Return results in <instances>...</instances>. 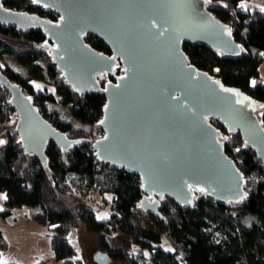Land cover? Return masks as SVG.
Instances as JSON below:
<instances>
[{"label":"water","instance_id":"1","mask_svg":"<svg viewBox=\"0 0 264 264\" xmlns=\"http://www.w3.org/2000/svg\"><path fill=\"white\" fill-rule=\"evenodd\" d=\"M2 1L1 26L22 32L40 29L47 39L43 48L71 91L105 98L98 122L103 135L91 141V147L99 164L139 176L138 210L161 217L165 198L190 207L195 189L227 206L247 200L244 175L225 153L223 134L210 120L218 121L228 134H238L264 165V128L255 103L197 69L183 51L184 44H191L228 57L242 53L206 0L33 3L57 15L56 21L7 9ZM87 35L101 40L110 54L90 47ZM109 76L115 80H106ZM0 86L16 113L14 132L24 155L46 167L49 144L68 155L86 142L55 129L1 70ZM95 260L111 263L101 251Z\"/></svg>","mask_w":264,"mask_h":264},{"label":"trees","instance_id":"2","mask_svg":"<svg viewBox=\"0 0 264 264\" xmlns=\"http://www.w3.org/2000/svg\"><path fill=\"white\" fill-rule=\"evenodd\" d=\"M206 1L208 10L227 26L242 53L228 57L191 44H184L183 51L197 69L259 105L256 114L264 128V85L257 80L264 65V13L242 10L239 4L244 0ZM2 5L52 21L58 18L34 6L32 0H3ZM46 42L40 29L22 32L0 25V70L20 86L55 129L70 139L86 142L74 146L68 155L49 144L46 167L24 155L11 125L16 113L7 104L8 92L0 86V193L6 197L7 209L0 212V218L10 219L12 209L34 210L32 220L54 233L52 259L64 264H83L81 253L69 238L71 230L80 228L96 237L100 251L118 264H264V165L241 137L228 134L218 121L210 120L225 138V153L244 175L245 202L227 206L199 192L190 207L165 198L159 209L161 217L145 214L137 208L142 198L139 176L101 165L94 156L91 141L103 135L98 122L105 98L72 92L43 48ZM85 42L110 54L92 35H87ZM11 54L21 71L9 65L6 58ZM120 74L118 68L116 75ZM103 210L108 214L100 221L98 214ZM181 227L185 231L183 243L173 238ZM213 231L221 234L220 240L213 238ZM164 241L170 250L163 248ZM6 247L0 233V252Z\"/></svg>","mask_w":264,"mask_h":264},{"label":"crops","instance_id":"3","mask_svg":"<svg viewBox=\"0 0 264 264\" xmlns=\"http://www.w3.org/2000/svg\"><path fill=\"white\" fill-rule=\"evenodd\" d=\"M239 5L242 10L250 13H264L262 11L264 10V0H244ZM258 73L257 80L264 85V65L259 68ZM0 197H5V195L1 193ZM5 202L6 199L0 198V212L7 210ZM101 212L107 213L106 210ZM10 213L12 216L10 219L0 218V233L7 245L6 249L0 252V264H64L62 261L52 259L51 241L54 233L51 228L38 225L32 220L34 210L23 207L12 209ZM69 238L81 253L83 264H86L83 259V249L87 243L91 242L93 248L95 247L97 251L101 250L97 246L96 237L89 234L84 228L71 230ZM94 241L95 243H93ZM115 263L112 261L110 264ZM94 264H98L95 258Z\"/></svg>","mask_w":264,"mask_h":264},{"label":"rangeland","instance_id":"4","mask_svg":"<svg viewBox=\"0 0 264 264\" xmlns=\"http://www.w3.org/2000/svg\"><path fill=\"white\" fill-rule=\"evenodd\" d=\"M7 61H8V63H9V65L14 69V70H17V71H21V68L15 63V60H14V58H13V56H12V54L11 55H8L7 56ZM118 68H120V67H118ZM117 68V69H118ZM116 69V70H117ZM121 69V68H120ZM36 86V88H41V87H43V86H41L40 84H36L35 85ZM51 90V89H50ZM259 105H255V108H256V110H258L259 109ZM56 108H59V107H56ZM14 124H15V120L12 122V126L14 127ZM0 131H2V127H0ZM225 139V138H224ZM201 190L200 189H195L193 192H194V195L196 196V198H198L199 197V192H200ZM1 194V193H0ZM107 213H102V212H100L99 214H98V220H100V221H103L104 219H105V217L107 216L106 215ZM250 223H251V220L249 219V218H247L246 220H245V224L246 225H250ZM210 230L212 231V229L210 228ZM173 238H174V240H176V241H178L179 243H183V242H185L186 240H185V231H184V228L183 227H181V229H179L174 235H173ZM213 238L215 239V240H220L221 239V234L219 233V232H216V231H213ZM96 240H97V238H96ZM93 243H95V241L93 242ZM96 243H97V246H99V243H98V241H96ZM85 245V244H84ZM93 246V244L90 242V243H87V245H85L84 246V249H83V259H84V261H85V263L86 264H94V258H95V255H96V252H98L97 250H96V248L94 247H92ZM163 248L164 249H168V250H170V247L168 246V244L164 241L163 242ZM115 264H117V263H115Z\"/></svg>","mask_w":264,"mask_h":264},{"label":"snow or ice","instance_id":"5","mask_svg":"<svg viewBox=\"0 0 264 264\" xmlns=\"http://www.w3.org/2000/svg\"><path fill=\"white\" fill-rule=\"evenodd\" d=\"M32 3H34V4L37 3V0H32ZM241 7H244V5H241ZM262 11H264V10H262ZM255 83H256L255 81L252 82L253 86H255ZM225 91H227V90H225ZM101 123H103V121H101ZM2 143H3V141H0V144H2ZM201 191H202V189H201ZM0 198L6 199V197H0Z\"/></svg>","mask_w":264,"mask_h":264},{"label":"built area","instance_id":"6","mask_svg":"<svg viewBox=\"0 0 264 264\" xmlns=\"http://www.w3.org/2000/svg\"><path fill=\"white\" fill-rule=\"evenodd\" d=\"M90 194H91V195H94V194H95V191H92Z\"/></svg>","mask_w":264,"mask_h":264},{"label":"flooded vegetation","instance_id":"7","mask_svg":"<svg viewBox=\"0 0 264 264\" xmlns=\"http://www.w3.org/2000/svg\"><path fill=\"white\" fill-rule=\"evenodd\" d=\"M107 80V79H106Z\"/></svg>","mask_w":264,"mask_h":264}]
</instances>
